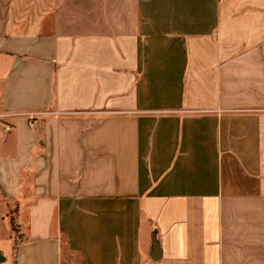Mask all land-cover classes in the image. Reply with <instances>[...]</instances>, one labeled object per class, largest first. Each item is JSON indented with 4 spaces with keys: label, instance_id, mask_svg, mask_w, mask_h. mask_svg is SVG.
I'll list each match as a JSON object with an SVG mask.
<instances>
[{
    "label": "crops",
    "instance_id": "crops-1",
    "mask_svg": "<svg viewBox=\"0 0 264 264\" xmlns=\"http://www.w3.org/2000/svg\"><path fill=\"white\" fill-rule=\"evenodd\" d=\"M0 264H264V0H0Z\"/></svg>",
    "mask_w": 264,
    "mask_h": 264
},
{
    "label": "trees",
    "instance_id": "trees-1",
    "mask_svg": "<svg viewBox=\"0 0 264 264\" xmlns=\"http://www.w3.org/2000/svg\"><path fill=\"white\" fill-rule=\"evenodd\" d=\"M10 215H11V218H12V228H13V230H15L16 229V227L18 228L20 225L17 223V221H16V216H15V210H10ZM20 231H19V229L17 230V232L15 233V234H17V233H19Z\"/></svg>",
    "mask_w": 264,
    "mask_h": 264
},
{
    "label": "rangeland",
    "instance_id": "rangeland-1",
    "mask_svg": "<svg viewBox=\"0 0 264 264\" xmlns=\"http://www.w3.org/2000/svg\"><path fill=\"white\" fill-rule=\"evenodd\" d=\"M11 210H14V209H13V208H11ZM18 229H19V231H20V226H19L18 228L16 227V229H15V230H13V232H14V233H16Z\"/></svg>",
    "mask_w": 264,
    "mask_h": 264
},
{
    "label": "built area",
    "instance_id": "built-area-1",
    "mask_svg": "<svg viewBox=\"0 0 264 264\" xmlns=\"http://www.w3.org/2000/svg\"><path fill=\"white\" fill-rule=\"evenodd\" d=\"M8 129H10L11 127L10 126H7Z\"/></svg>",
    "mask_w": 264,
    "mask_h": 264
}]
</instances>
